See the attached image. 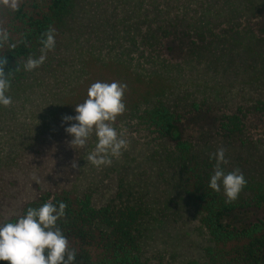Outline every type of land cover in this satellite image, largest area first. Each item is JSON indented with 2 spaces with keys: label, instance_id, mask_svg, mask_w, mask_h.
I'll list each match as a JSON object with an SVG mask.
<instances>
[{
  "label": "trees",
  "instance_id": "obj_1",
  "mask_svg": "<svg viewBox=\"0 0 264 264\" xmlns=\"http://www.w3.org/2000/svg\"><path fill=\"white\" fill-rule=\"evenodd\" d=\"M108 1L119 2L122 16L99 10ZM8 27L0 42L12 98L0 106V223L62 201L57 225L75 264H146L162 224L205 236L198 255L169 264H264V218L239 215L264 207V171L255 170L264 137L253 134L261 127L264 135V0H21ZM49 29L54 49L26 71ZM164 39L179 45L180 59L161 55ZM97 81L127 85L126 110L113 124L127 147L99 167L87 160L95 144L71 146L62 122ZM205 113L211 136L184 135L187 116ZM219 148L225 171L239 169L247 181L231 202L209 187ZM111 180L114 193L96 205Z\"/></svg>",
  "mask_w": 264,
  "mask_h": 264
},
{
  "label": "clouds",
  "instance_id": "obj_2",
  "mask_svg": "<svg viewBox=\"0 0 264 264\" xmlns=\"http://www.w3.org/2000/svg\"><path fill=\"white\" fill-rule=\"evenodd\" d=\"M21 0H0V5L16 11ZM8 40V33L0 29V42ZM55 30L49 29L41 39V54L29 57L24 64L26 71L38 68L47 58V52L55 47ZM10 47L14 48L15 45ZM6 61H0L3 65ZM3 67L0 66V106L12 104L7 95L10 88ZM127 85L118 81L92 83L87 90V98L75 104V115H65L62 122L72 139L70 145L84 148L89 137L94 133L95 148L88 153L87 160L99 167L112 163V158L119 157L126 149L127 141L113 126L117 116L123 114L126 105L123 101ZM75 121V123H68ZM215 159L213 174L209 187L214 191L223 189L227 201L235 200L247 181L239 169L225 171L222 165L227 163L225 150L219 148L210 154ZM75 167V165H73ZM66 205L64 202L54 204L45 202L39 207H28L13 221L0 223V261L8 264H75L76 251L70 249L68 240L57 221L63 217Z\"/></svg>",
  "mask_w": 264,
  "mask_h": 264
},
{
  "label": "rangeland",
  "instance_id": "obj_3",
  "mask_svg": "<svg viewBox=\"0 0 264 264\" xmlns=\"http://www.w3.org/2000/svg\"><path fill=\"white\" fill-rule=\"evenodd\" d=\"M105 5V7L99 10L105 11V9H107V12L109 14L113 12L112 9L113 7H115V14L113 17L111 16L112 20H115L117 16H122V14L124 13L121 5L117 1H108V3ZM125 8L126 7L124 6V9ZM9 14L10 9L3 5H0V29L5 30L9 28ZM136 43L139 45L138 51L141 50L142 46L139 42V37H137ZM123 45L124 47H127V42H124ZM160 48L161 55L168 59L178 60L181 58L179 45L172 39H164ZM130 56H132V58H136L137 52L131 53ZM102 70L106 72V68L104 66H102ZM182 123L184 135H189L191 136V138H193V140L196 141L211 136V133L213 132V130H215L214 120L208 113L189 115ZM116 130L119 133H122L119 128H116ZM262 130L263 129L261 127H258L257 131L254 130V138H263L264 135L262 133ZM88 142H90L92 145L96 144L94 141V133L89 137ZM235 156L237 155L232 154V157ZM255 170L258 174L264 171V160L262 161L261 166H259V162L256 163ZM115 183V180H111L103 184L97 190L94 195V203L96 205H101L110 198V196L115 191ZM239 215L244 217L245 220L252 221L256 220L257 218H264V207H251L248 209V211H244ZM204 244L205 236L203 234V231H199L197 229L195 230L189 226L180 227L175 225L162 224V226L156 228L149 240L148 249H146L144 253L146 260H148L146 264L175 263V261H177L180 257L198 255L200 253L201 247ZM146 260L144 261L146 262Z\"/></svg>",
  "mask_w": 264,
  "mask_h": 264
}]
</instances>
